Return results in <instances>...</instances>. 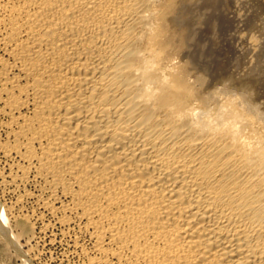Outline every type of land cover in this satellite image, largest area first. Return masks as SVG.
Returning a JSON list of instances; mask_svg holds the SVG:
<instances>
[{
    "label": "bare ground",
    "instance_id": "bare-ground-1",
    "mask_svg": "<svg viewBox=\"0 0 264 264\" xmlns=\"http://www.w3.org/2000/svg\"><path fill=\"white\" fill-rule=\"evenodd\" d=\"M255 5L0 0V236L23 264L56 243L61 264H264V59L241 72L231 28Z\"/></svg>",
    "mask_w": 264,
    "mask_h": 264
},
{
    "label": "rangeland",
    "instance_id": "rangeland-1",
    "mask_svg": "<svg viewBox=\"0 0 264 264\" xmlns=\"http://www.w3.org/2000/svg\"><path fill=\"white\" fill-rule=\"evenodd\" d=\"M255 1H256V5L252 9V11L249 13H246L245 11L238 12L240 9H237V7H235V6H232L227 11L228 13L225 12L227 15H229V14L230 15H237L238 13H239V16L241 15L240 16L241 20L239 22L231 24V28L236 33H239L238 35L240 36V38L238 36V39H237L238 47H239V48H237L238 52L235 51V53L232 52L231 54H229L232 56V54L234 53L233 56L236 58L235 60H237V61L239 60V68H240L241 72H246L248 70L247 69L248 64L252 65V63H250V62L253 60V58H257L258 54H260L261 58L264 59V0H255ZM259 3H261L260 6H259ZM243 12H244V14L246 13V15H242ZM247 19H249L251 21V23H252L251 26L248 25ZM213 31H214V29H213ZM213 31L210 32L211 34L209 33L211 36L209 34L205 35L206 36V38L204 39L205 41L208 40L207 37L213 36L212 35V34H214ZM252 36L255 39H253ZM254 41L256 43L259 42L260 45L262 44V46L261 47L258 46L259 44L257 43L258 45L256 47V44ZM258 47H260V48H258ZM222 56L223 55H220L221 58H222ZM248 67H250V66H248ZM245 69H247V70H245ZM261 73H262V76L260 77L259 80L255 81V85L252 86L253 89L255 88V89L259 90L262 86H264V66L262 68ZM260 100H263V98ZM0 131L2 133H5V131L3 129H1ZM4 165H5V161L3 159H0V166L3 167ZM3 194H4L3 190L0 188L1 197L4 198V201L8 202L10 200L9 197H11V195L9 194L8 197L7 196L5 197V196H3ZM23 240H24L23 242L26 244V246L30 247L31 244H29L28 239L25 237ZM33 244H36V242L34 241ZM48 249L49 248H47L46 255H44L45 260H49L50 259L49 257L52 256L51 251H49ZM51 249L54 252V256L56 257V260L51 262V263L52 264H61V259H60V258H62L61 244L56 243V245L53 246ZM54 250H56V251H54ZM77 258H73L71 264H80L79 259H77ZM57 260H58V262H57ZM35 262H36V264H41L42 259L36 260ZM0 264H23V260L20 256L19 252H17L15 249L10 247V245L8 244L6 239H4L1 236H0Z\"/></svg>",
    "mask_w": 264,
    "mask_h": 264
},
{
    "label": "clouds",
    "instance_id": "clouds-1",
    "mask_svg": "<svg viewBox=\"0 0 264 264\" xmlns=\"http://www.w3.org/2000/svg\"><path fill=\"white\" fill-rule=\"evenodd\" d=\"M201 77H203V76H201ZM204 79H206L205 77H203Z\"/></svg>",
    "mask_w": 264,
    "mask_h": 264
}]
</instances>
